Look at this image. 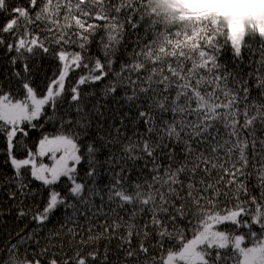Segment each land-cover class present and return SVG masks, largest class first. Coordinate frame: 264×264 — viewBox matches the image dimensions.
I'll list each match as a JSON object with an SVG mask.
<instances>
[{"label": "snow or ice", "instance_id": "snow-or-ice-1", "mask_svg": "<svg viewBox=\"0 0 264 264\" xmlns=\"http://www.w3.org/2000/svg\"><path fill=\"white\" fill-rule=\"evenodd\" d=\"M206 3L0 0V264H264V14Z\"/></svg>", "mask_w": 264, "mask_h": 264}, {"label": "trees", "instance_id": "trees-1", "mask_svg": "<svg viewBox=\"0 0 264 264\" xmlns=\"http://www.w3.org/2000/svg\"><path fill=\"white\" fill-rule=\"evenodd\" d=\"M222 0H216L212 4L213 5H221ZM241 1V0H238ZM210 4H200L192 9L191 11L195 12L196 14H204V15H212L213 20L218 21L220 23L221 28H227L229 26H235L237 29H239L241 34H244L246 31L252 28V24L255 23L254 19L248 18L258 15V18L261 14V8L260 7H252L249 9L248 13L240 12V14L232 15V16H225L218 14L213 9H210ZM227 17V20L224 18ZM2 55V53H0ZM5 71V66L0 65V79L3 78V73ZM51 74V69H49V75ZM8 174L11 175V170L8 169ZM255 182L254 180L252 181ZM7 200V196L3 193V191H0V207L7 208L10 206V204H5L4 201ZM6 221V222H5ZM25 222L16 223L14 221V213L11 215H6L3 217V220L0 221V245L4 243L5 240H7V231L11 230L13 233L18 229L22 228Z\"/></svg>", "mask_w": 264, "mask_h": 264}, {"label": "rangeland", "instance_id": "rangeland-1", "mask_svg": "<svg viewBox=\"0 0 264 264\" xmlns=\"http://www.w3.org/2000/svg\"><path fill=\"white\" fill-rule=\"evenodd\" d=\"M214 1L216 0H207V3L210 4L209 8L213 9L218 14L225 16L237 15L240 14V12L248 13L249 9H251L252 7H260V5H264V3H261L260 0H241V1L232 0V2H228V0H222L221 5H213L212 3ZM242 2L246 3L248 6L237 8L236 5ZM198 5L200 4H197V6ZM248 18L254 19V22H256L258 15ZM231 29L234 33L240 31L234 25L231 26Z\"/></svg>", "mask_w": 264, "mask_h": 264}, {"label": "clouds", "instance_id": "clouds-1", "mask_svg": "<svg viewBox=\"0 0 264 264\" xmlns=\"http://www.w3.org/2000/svg\"><path fill=\"white\" fill-rule=\"evenodd\" d=\"M248 5L244 2L242 3H239L236 5L237 8H240V7H247ZM260 8H261V13L264 14V5H260ZM248 32H251V29L248 30Z\"/></svg>", "mask_w": 264, "mask_h": 264}]
</instances>
